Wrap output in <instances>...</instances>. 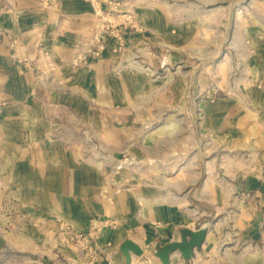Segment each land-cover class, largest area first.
Segmentation results:
<instances>
[{
  "label": "rangeland",
  "instance_id": "obj_1",
  "mask_svg": "<svg viewBox=\"0 0 264 264\" xmlns=\"http://www.w3.org/2000/svg\"><path fill=\"white\" fill-rule=\"evenodd\" d=\"M82 1L71 27L48 24L50 0H0V264L108 261L115 219L77 228L40 205L37 171L55 159L98 176L109 201L131 190L195 204L233 264H264V161L225 133L263 86L264 0ZM230 158L260 179L259 194L236 191L252 211L245 233L223 203L194 200L204 165Z\"/></svg>",
  "mask_w": 264,
  "mask_h": 264
},
{
  "label": "crops",
  "instance_id": "obj_2",
  "mask_svg": "<svg viewBox=\"0 0 264 264\" xmlns=\"http://www.w3.org/2000/svg\"><path fill=\"white\" fill-rule=\"evenodd\" d=\"M50 1L51 11L47 10L46 16V20H50V26L57 19H62L67 26L72 27L74 23L81 26L88 16L87 5L82 0ZM256 50L262 62L255 68L264 80V41ZM257 90L254 92V107L244 108L239 112L231 124L233 127L225 133L236 139L237 144L244 147L247 144L246 147L254 148L257 159L264 161V81L263 86ZM22 117L18 112L16 118ZM55 160V165L51 168H47L45 162H42L37 171L36 184L43 187L41 191L44 193L40 194V205L49 214L68 219L77 228H83L91 215L115 219L116 224L107 228L103 236L110 248L106 257L108 261L100 264H126L124 255L119 250L125 239L132 240L143 250L141 255L131 253L130 264H161L154 255L157 248L168 241L179 240L182 228L199 227L197 223L203 213L195 204L186 207L183 203L158 202L131 190L115 193L109 201L100 192L101 182L98 176L85 169L82 171L80 164L75 165L70 159L64 163ZM218 166L225 176L217 175ZM204 167L207 176L200 184L203 193L198 194L194 200L212 204L215 210L221 208L220 203H223L226 208L231 209L233 217L230 216V222L239 233H245L248 228L247 218L252 211L249 208L250 202L236 191L255 190L259 194V176L252 175L244 169L242 162H235L231 158L220 165L211 160ZM217 231L218 223L211 224L204 241L198 249H194L190 260L183 259L175 251L170 255V264H233V246L227 242L219 243Z\"/></svg>",
  "mask_w": 264,
  "mask_h": 264
},
{
  "label": "water",
  "instance_id": "obj_3",
  "mask_svg": "<svg viewBox=\"0 0 264 264\" xmlns=\"http://www.w3.org/2000/svg\"><path fill=\"white\" fill-rule=\"evenodd\" d=\"M181 230L179 240L168 241L154 251V255L158 257L161 264H170V255L175 251H179L183 259H191L194 249H198L201 246L207 232L205 226H200L196 229L182 228ZM120 245L119 250L124 255L126 264H130L131 253L134 255L143 253L141 246L130 239H125Z\"/></svg>",
  "mask_w": 264,
  "mask_h": 264
},
{
  "label": "built area",
  "instance_id": "obj_4",
  "mask_svg": "<svg viewBox=\"0 0 264 264\" xmlns=\"http://www.w3.org/2000/svg\"><path fill=\"white\" fill-rule=\"evenodd\" d=\"M98 223H99V224H102V225H105L104 222L101 223V222H98V221L95 220V219H94L93 221H91L92 226H93V225H96V224L98 225Z\"/></svg>",
  "mask_w": 264,
  "mask_h": 264
}]
</instances>
